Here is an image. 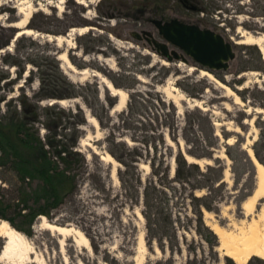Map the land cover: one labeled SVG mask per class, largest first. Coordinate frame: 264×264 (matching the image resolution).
<instances>
[{
	"label": "rangeland",
	"instance_id": "rangeland-1",
	"mask_svg": "<svg viewBox=\"0 0 264 264\" xmlns=\"http://www.w3.org/2000/svg\"><path fill=\"white\" fill-rule=\"evenodd\" d=\"M197 2L200 11L177 9L194 24L220 32L236 43V56L229 68L209 72L229 86L240 103L201 75L205 68L178 47L169 45L183 58L169 61L144 40L132 37L133 31L147 29L162 40L148 20L152 15L141 12L146 0H0V70L9 75L0 82V115L17 112L23 116L20 101L26 96L34 100L38 93H67L65 78L72 84L73 94L61 99L64 104L50 103L60 100L58 97L36 102L34 135L45 144V150H50L47 157L60 170L64 163L51 155L47 135L60 144L72 143V136L80 135L73 143L80 155L74 156L68 170L72 182L57 184L56 199L47 194L43 179L33 174L29 165L24 169L18 163L30 160L36 167L27 150L19 147L18 157H3L0 150V219L31 240L34 253L27 264H224V257H229L226 252L236 240L262 233L257 215L263 200L255 201L251 213L242 207L254 192L256 162H261L253 156L252 170L239 152L248 148L253 152L255 147L264 162V61L257 45L238 41L246 31L264 34V0ZM20 10L30 12V16L23 27H15L11 24L24 17ZM81 27L88 29L67 36L71 28ZM23 29L33 33L16 37L15 32ZM49 35L67 37L58 43L53 37L48 39ZM63 51L77 71L86 72L68 69L58 59ZM15 59L20 66L6 62ZM96 72L127 92L122 108L114 109L117 97L94 75ZM42 79L44 84H40ZM173 86L189 100H176ZM194 100L201 101L199 106ZM200 113L210 117L216 138ZM88 115L98 120V128L88 122ZM190 120L195 127H188ZM117 142L119 145L114 144ZM110 149L129 167L112 156ZM179 152L200 166L201 173L193 171L190 176L192 183L196 179L202 180L201 184L221 180L194 190L196 196L207 194L211 205V210L202 209V221L209 232L194 214L189 184L175 182L170 190L172 228L160 237V231L149 229L141 212V185L152 179L150 162H163L173 177L174 156ZM104 153L114 162L102 160ZM228 153L237 160L234 162ZM206 165L213 170L207 171ZM41 216L79 229L88 245L75 233L62 238L45 230ZM214 225L224 229L225 242L211 229ZM1 245L2 241L0 249Z\"/></svg>",
	"mask_w": 264,
	"mask_h": 264
},
{
	"label": "trees",
	"instance_id": "trees-1",
	"mask_svg": "<svg viewBox=\"0 0 264 264\" xmlns=\"http://www.w3.org/2000/svg\"><path fill=\"white\" fill-rule=\"evenodd\" d=\"M12 65L20 66L21 62L19 59H15L14 61H6ZM62 77V76H61ZM9 75L0 70V82L8 79ZM63 78V77H62ZM44 80H40V84H44ZM6 82V81H4ZM63 86L66 89H69L67 93H38L34 94L35 99L31 100L30 97L22 98L20 101V109L23 116L17 112L13 113L11 116L8 115H0V150L2 151V156L6 157L8 155L13 157H18L19 152H17L18 148H23L27 150L28 156H32V162L36 165H31L30 160L23 161L24 163L18 161L22 168L27 169L29 165L33 172L37 176L41 177L46 184L47 194L50 193L54 195L55 199L58 196L57 193V184L59 182H63L69 184L72 182V178L68 174V170L71 169L72 162L74 160V156L80 155L77 150L73 149L74 142L79 140L80 135H73L71 138V142H55L52 135H47V145L52 148L51 155L56 156L57 158L61 159L64 163V168L62 170L58 169L56 162L51 158L47 157V154L50 153V150L47 151L44 149L45 144L40 140L38 136H35L34 133L36 129L33 127V122L37 120V108L38 105L36 102L42 100L46 97H58L60 99L64 97H70L73 93L70 91V88H73L72 84L67 82L65 78H63ZM74 90V89H73ZM1 101V98H0ZM28 113L32 114L31 118H27ZM203 117H205L208 121L211 130V136L216 138L214 135L215 130L213 128V123L211 122L210 117L205 113H200ZM264 123V120H261ZM30 124V125H29ZM194 121L188 122V127L193 128L195 127ZM197 126V125H196ZM33 128V132L31 129ZM75 133H78L76 130ZM115 145H119V142L114 143ZM212 143H209L211 145ZM110 154L114 156L117 160L122 162L126 168H128V163H126L122 157L116 155L114 149L109 150ZM253 152L255 157L264 165L258 151L253 147ZM240 155L245 164L249 165L252 170H254V164L252 160L248 156L246 151L240 150ZM54 154V155H53ZM231 159L235 162L237 160L236 157L230 155ZM27 156V157H28ZM197 158H202L204 156L209 155H194ZM28 157V158H29ZM210 157V156H209ZM8 158V157H7ZM9 159V158H8ZM37 160H42L38 162ZM175 160V168H174V175L170 177L169 175V167L165 165L163 162L155 165L153 162H150L151 167V174L152 179L146 181L144 185H141V212L146 219L147 225L149 229H153L156 231H160L159 236H167L171 231V214L172 205L171 200V189H173L174 183H182V184H189L190 188L192 189L190 196L191 202H193V209L196 218L201 223L202 227L205 230H208L207 227L203 224L202 217H203V207L207 210H211V205L207 202V194L202 196H196L194 194L195 189L201 188H209L210 185H213L217 181L221 180V177L209 184L204 183L201 184L202 180L196 179L195 183L191 182V174L193 171H198L201 173V169L198 163L196 162H189L187 161L186 156L179 152L174 156ZM217 160V159H216ZM38 162V165L36 164ZM135 161V160H133ZM36 162V163H35ZM26 164V165H25ZM207 171L213 170V167L210 165H206ZM29 170V169H28ZM26 174V172H25ZM204 175V174H202ZM49 196V195H48ZM224 264H236L231 258L225 256L224 257ZM245 264H264V259H260L257 257H251Z\"/></svg>",
	"mask_w": 264,
	"mask_h": 264
},
{
	"label": "bare ground",
	"instance_id": "bare-ground-1",
	"mask_svg": "<svg viewBox=\"0 0 264 264\" xmlns=\"http://www.w3.org/2000/svg\"><path fill=\"white\" fill-rule=\"evenodd\" d=\"M20 13L24 14V17L14 23L11 24L15 27H23L25 25L27 19L30 16V12L25 14L24 11L20 10ZM88 27H81V28H71L69 34H73L77 32L78 34L84 33ZM33 31L31 29H23L17 32L16 37H19L23 34H32ZM67 36L64 35H56V36H48V39L52 38L56 40L58 43L65 41ZM242 39L238 41L239 43L243 44H252L257 45L260 52L262 59L264 61V34L261 35H253L250 32H243L241 33ZM58 59L62 60L66 64V67L73 72H76L74 65L70 62L66 52H61L58 56ZM163 64H166V61H162ZM194 68L191 67L190 70ZM80 74H84L86 71L85 69L82 71H77ZM201 75L208 77L209 79L213 80L217 83L220 87H222L225 91L226 96L232 97L235 103H240L239 96L227 85H224L219 80H217L211 72L205 69H201ZM253 72L250 74H254ZM95 76L99 77L101 83L105 86L106 89L110 91V94L117 97V101L115 103L114 109H120L125 105L127 99V92L122 88H117L113 85V83L104 75L96 72ZM171 91L176 95V100H189L185 97L176 86L171 87ZM194 105H198L201 101L194 100ZM65 100H52L50 103H59L64 104ZM199 106V105H198ZM249 111V110H247ZM256 112L262 113L260 109H256ZM264 117V116H263ZM88 122H90L95 128H98L99 123L98 120L92 116L88 115ZM230 140H228L229 142ZM86 145L90 146L89 143ZM247 154H249L252 160L255 158L253 157V152L251 148L247 149ZM102 160L107 162H114V159L108 153H104L101 156ZM253 160V162H254ZM190 162H194V160L188 159ZM257 163V175H256V183L254 192L250 195L245 201H243L242 207L249 213H251L252 209L254 208L255 201L257 199H262L263 202L260 205L258 210V219L261 221L262 225V233H257L254 238H239L236 242L228 248L226 255L231 257L237 264H245L249 259L250 255L258 256L264 259V166L261 163ZM174 172V167H173ZM139 217L141 214L139 213ZM41 221L43 228L45 230L51 231L60 235L62 238L68 237L71 233H75L77 239L83 244L88 245V240L86 236L77 228L72 226H61L49 222L45 219L44 216H41ZM211 229L217 234L219 237L223 239L225 242V233L224 229L221 226L214 225ZM0 241H2L1 249H0V262L3 264H27L32 261V255L34 253L32 242L29 238L25 236L22 232L18 231L17 229L13 228L6 220L0 219ZM38 259V257H36Z\"/></svg>",
	"mask_w": 264,
	"mask_h": 264
},
{
	"label": "water",
	"instance_id": "water-1",
	"mask_svg": "<svg viewBox=\"0 0 264 264\" xmlns=\"http://www.w3.org/2000/svg\"><path fill=\"white\" fill-rule=\"evenodd\" d=\"M151 23L162 40H157L147 29L133 31L131 35L135 39L144 40L152 51L169 61L183 58L182 54L169 48V45L178 47L208 71L227 70L230 61L236 56V43L210 28L184 23L177 18L167 21L153 19ZM253 156L255 157L254 153Z\"/></svg>",
	"mask_w": 264,
	"mask_h": 264
},
{
	"label": "flooded vegetation",
	"instance_id": "flooded-vegetation-1",
	"mask_svg": "<svg viewBox=\"0 0 264 264\" xmlns=\"http://www.w3.org/2000/svg\"><path fill=\"white\" fill-rule=\"evenodd\" d=\"M153 1L146 0V3H144L141 7L142 13L145 14L149 12L150 15H152V17H148L150 23L153 19H161L163 21H167L173 18H177L184 23L194 24L186 14L178 11L177 6H181V8H184L186 11L190 12L200 11L197 0H158L161 1V3H165V5L163 6H161V3H158L157 0ZM152 2L154 3L153 6L151 5Z\"/></svg>",
	"mask_w": 264,
	"mask_h": 264
}]
</instances>
